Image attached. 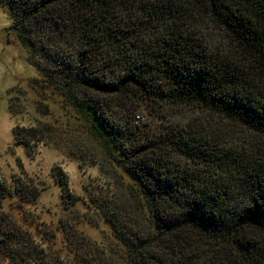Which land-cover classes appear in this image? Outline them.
I'll use <instances>...</instances> for the list:
<instances>
[{
	"label": "trees",
	"instance_id": "obj_1",
	"mask_svg": "<svg viewBox=\"0 0 264 264\" xmlns=\"http://www.w3.org/2000/svg\"><path fill=\"white\" fill-rule=\"evenodd\" d=\"M0 6L40 75L34 86L59 97L84 125L125 189L99 183L90 191L87 206L111 234L86 246L78 201L55 169L63 213L74 222L63 217L42 230L46 243L65 235L75 264H264V0ZM155 106L192 116L175 123L158 113L161 128L147 129L139 113ZM51 131L17 126L14 135L33 155ZM13 197L18 213L5 209ZM39 197L22 178L13 190L0 180V255L7 264H62L61 250L48 245L47 252L19 223L27 217L23 206Z\"/></svg>",
	"mask_w": 264,
	"mask_h": 264
},
{
	"label": "rangeland",
	"instance_id": "obj_2",
	"mask_svg": "<svg viewBox=\"0 0 264 264\" xmlns=\"http://www.w3.org/2000/svg\"><path fill=\"white\" fill-rule=\"evenodd\" d=\"M10 24L8 11L0 6V180L12 190L17 178L31 182L40 189L37 203L23 206L28 218L19 223L31 230L36 244L40 243L47 252L51 251L47 249L48 245H52L56 251L61 250L62 264H75L77 261L69 253L71 249L67 248L65 235L59 232L54 244L46 243L47 237L42 231L49 227L56 228L63 217L70 223L74 222L73 214L63 213V189L54 177V170L60 171V175L67 179L68 190L78 201L75 205L78 210L75 212L79 223L78 236L89 243L86 246L100 244L111 234L108 224L93 216L87 206L90 191L99 183L110 184L116 192L125 193V189L119 183V171L105 161L99 142L84 125L71 117L60 104L59 97L34 86V81L40 75L26 61L27 50L10 32ZM176 108L147 107L139 113L140 122L147 129L158 130L161 128L160 121H163L157 117L158 113L167 115L168 120L175 123L192 116V112H182ZM17 126L50 127L53 134L47 137L46 143L37 145L33 155H30L15 140L14 128ZM18 204L16 197L9 198L5 202V209L9 212L15 209L18 213ZM78 236L77 247L80 246ZM7 263V259L0 255V264Z\"/></svg>",
	"mask_w": 264,
	"mask_h": 264
}]
</instances>
